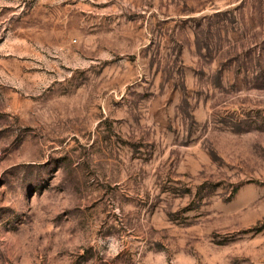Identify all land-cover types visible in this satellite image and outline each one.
<instances>
[{"label": "rangeland", "instance_id": "rangeland-1", "mask_svg": "<svg viewBox=\"0 0 264 264\" xmlns=\"http://www.w3.org/2000/svg\"><path fill=\"white\" fill-rule=\"evenodd\" d=\"M0 264H264V0H0Z\"/></svg>", "mask_w": 264, "mask_h": 264}]
</instances>
